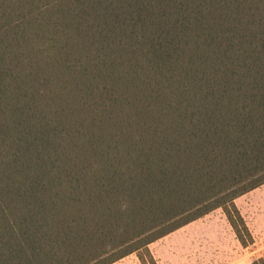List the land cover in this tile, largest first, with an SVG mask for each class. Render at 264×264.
I'll return each instance as SVG.
<instances>
[{"label":"trees","instance_id":"trees-1","mask_svg":"<svg viewBox=\"0 0 264 264\" xmlns=\"http://www.w3.org/2000/svg\"><path fill=\"white\" fill-rule=\"evenodd\" d=\"M262 184L264 0H0V264H157L217 208L247 246Z\"/></svg>","mask_w":264,"mask_h":264},{"label":"crops","instance_id":"crops-1","mask_svg":"<svg viewBox=\"0 0 264 264\" xmlns=\"http://www.w3.org/2000/svg\"><path fill=\"white\" fill-rule=\"evenodd\" d=\"M260 195L251 190L234 199L252 236L251 244L241 245L225 214L217 208L151 242V255L157 264H252L253 259H264V213L260 212L264 209L256 206L248 213L242 206L264 200ZM251 214L257 217L256 222Z\"/></svg>","mask_w":264,"mask_h":264},{"label":"rangeland","instance_id":"rangeland-1","mask_svg":"<svg viewBox=\"0 0 264 264\" xmlns=\"http://www.w3.org/2000/svg\"><path fill=\"white\" fill-rule=\"evenodd\" d=\"M253 192L256 193V194L257 193L261 194L260 196L263 195V197H264V184H262L259 187L253 189ZM253 201H257L259 203L254 202V203H243L242 204V206L244 207L246 212L252 213L253 210H254L253 208L256 207V206L263 207V209H264V200L260 199V200H253ZM260 212L264 213V211H260ZM258 213H259V211H258ZM251 216H252L251 220L256 222L257 221V217L255 215L253 216V214H251ZM261 217H263V216H261ZM255 218H256V220H255ZM262 222H264V219L262 220ZM111 264H140V262H139V260H138V258L136 256V254L132 253V254H129V255H127V256H125V257H123V258H121V259H119V260H117V261H115V262H113Z\"/></svg>","mask_w":264,"mask_h":264}]
</instances>
